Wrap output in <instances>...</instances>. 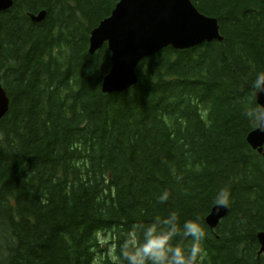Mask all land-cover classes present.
Returning <instances> with one entry per match:
<instances>
[{
    "label": "trees",
    "instance_id": "16d2710c",
    "mask_svg": "<svg viewBox=\"0 0 264 264\" xmlns=\"http://www.w3.org/2000/svg\"><path fill=\"white\" fill-rule=\"evenodd\" d=\"M118 1L13 0L0 13V264H115L133 224L173 212L199 217L201 264H264V158L244 115L264 72V0H191L223 40L167 47L138 64L135 86L104 94L110 53L88 40Z\"/></svg>",
    "mask_w": 264,
    "mask_h": 264
},
{
    "label": "water",
    "instance_id": "95a60500",
    "mask_svg": "<svg viewBox=\"0 0 264 264\" xmlns=\"http://www.w3.org/2000/svg\"><path fill=\"white\" fill-rule=\"evenodd\" d=\"M13 0H0V13L7 11ZM33 23H40L46 11L27 13ZM223 37L217 19L200 13L191 0H119L110 15L90 31L88 52L93 55L107 46L109 69L101 81L104 94L121 93L138 83L136 68L167 47L186 50ZM264 105V93L256 98ZM9 98L0 77V120L7 114ZM251 149L264 158V132L257 127L246 136ZM229 212V206L212 207L205 218L213 231ZM260 245L258 255L264 254V231L256 234Z\"/></svg>",
    "mask_w": 264,
    "mask_h": 264
},
{
    "label": "clouds",
    "instance_id": "9594fccd",
    "mask_svg": "<svg viewBox=\"0 0 264 264\" xmlns=\"http://www.w3.org/2000/svg\"><path fill=\"white\" fill-rule=\"evenodd\" d=\"M252 98L264 93V72L256 74L252 83ZM248 121L264 132V105H256L244 113ZM164 191L158 202L168 200ZM231 200L229 187L220 188L215 194V203L226 208ZM205 231L199 217L186 219L180 223L173 212L166 218H156L152 223L133 224L127 238L119 246V254L114 255L115 264H201L204 256L202 246ZM183 241H190L185 245Z\"/></svg>",
    "mask_w": 264,
    "mask_h": 264
},
{
    "label": "flooded vegetation",
    "instance_id": "af4514ba",
    "mask_svg": "<svg viewBox=\"0 0 264 264\" xmlns=\"http://www.w3.org/2000/svg\"><path fill=\"white\" fill-rule=\"evenodd\" d=\"M262 231H264V230H262ZM260 232V231H259ZM257 239V238H256ZM257 242H258V240H257ZM258 245H259V243H258ZM259 249H260V245H259V247H258V250H257V258H259V257H261V256H264V254H261V255H258V251H259Z\"/></svg>",
    "mask_w": 264,
    "mask_h": 264
}]
</instances>
